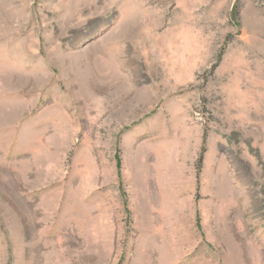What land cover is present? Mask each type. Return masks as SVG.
<instances>
[{
    "label": "rangeland",
    "instance_id": "rangeland-1",
    "mask_svg": "<svg viewBox=\"0 0 264 264\" xmlns=\"http://www.w3.org/2000/svg\"><path fill=\"white\" fill-rule=\"evenodd\" d=\"M0 264H264V0H0Z\"/></svg>",
    "mask_w": 264,
    "mask_h": 264
}]
</instances>
